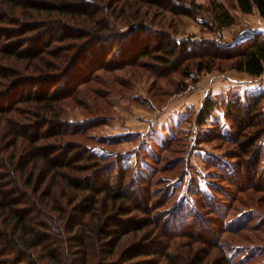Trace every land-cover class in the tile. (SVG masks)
I'll return each mask as SVG.
<instances>
[{"label":"trees","instance_id":"obj_1","mask_svg":"<svg viewBox=\"0 0 264 264\" xmlns=\"http://www.w3.org/2000/svg\"><path fill=\"white\" fill-rule=\"evenodd\" d=\"M133 1L173 9V0H0V74L5 78L0 80V264H164L165 260L168 264H237L218 239L213 241L215 233L207 230L205 217L194 221L201 212L197 201L196 208L186 209L183 199L177 198L180 204L171 212H155L152 198L156 191H152V182L147 183L158 166L144 175L125 163L117 170L111 153L95 149L96 142L86 139L83 128L66 124L63 101L78 97L81 85L99 76V68L110 70L108 54L116 51L114 46L122 35L110 17L125 15ZM235 1L241 11L257 10L264 16V0ZM177 6L178 12L190 13L191 5L185 1ZM213 7V24L217 27L235 22L223 3L215 2ZM166 36L160 43L143 47L137 42L135 46L141 47L140 57L152 56L155 50L161 52L158 59L164 62L165 73L178 69L179 54L193 60L188 64L189 73L191 67L198 73L220 67L216 60L222 54L232 59L231 68L254 76L264 73V37H254L233 48L232 53L216 41L197 44L196 40ZM205 59L211 63H205ZM72 68L88 71L74 78L68 76ZM102 79L100 84L108 83V79ZM23 105L29 106L25 109L30 115L25 118L28 121L13 118L15 125L7 140L6 130L1 128L2 116L20 111ZM263 105L264 92L244 99L236 96L226 104L243 151L238 162L241 170L236 166L226 173L234 192L246 190L235 181L237 176L249 179L246 187L264 192V173L260 170L264 155ZM215 106L214 100L207 101L198 122L204 123ZM118 158L123 161V157ZM248 158H256L253 166L251 161L247 165ZM114 171L116 182L112 180ZM257 179L260 184L255 187ZM171 188L177 189L174 181L164 189L165 199ZM237 198H223L229 211ZM203 204V209L224 215L221 204ZM248 216H238L236 225L228 229L236 232L255 226ZM224 224L222 219L220 225ZM140 231H145L144 238L127 242L130 233L137 234V239ZM168 236L180 238L177 242L182 243V249L174 253L167 250L172 244ZM200 244L205 247L200 248ZM248 255L251 257L241 264L255 256L253 250ZM256 264H264V258Z\"/></svg>","mask_w":264,"mask_h":264},{"label":"rangeland","instance_id":"obj_2","mask_svg":"<svg viewBox=\"0 0 264 264\" xmlns=\"http://www.w3.org/2000/svg\"><path fill=\"white\" fill-rule=\"evenodd\" d=\"M181 1L191 5L190 13L178 12L180 7L177 3L180 4ZM172 2L173 9L133 1L131 10L129 7L130 11L125 15H111L110 18L122 35L114 46L116 51L108 54L110 70L99 68V76L95 77L96 80L82 84L78 97H67L63 101L67 114L66 124L83 128L85 134L87 133L86 139L90 143L96 142L95 149L102 153H111L110 158L116 162L117 170L120 164L123 167L122 164L125 163L138 174L144 175L152 167L158 166L152 181L147 183L151 185L152 182V191H156L152 198L155 212H171L180 204L177 198L183 199L179 200L184 202L186 209L187 206L193 207L194 201H197L201 212H197L198 217H194V221H201L202 215L205 217L207 230L215 233L213 241L218 239L219 245L231 255L235 263L241 264L248 260L251 257L248 254L253 250L255 256L247 264H256L264 258V192L246 187L250 184L247 183L249 179L241 176H237L235 181H239V186H245L244 192H234L233 183H227L226 173L229 170L236 166L241 170L238 162L241 163L243 151L239 149L238 144L242 142L237 141L239 132L232 125L233 119L229 116L226 104L236 96L244 99L246 96L263 93L264 73L254 76L231 68L232 59L227 60L224 54L221 59L216 60L220 67L200 73L191 67L189 73L188 64L193 60L184 58L179 53L178 69L165 73L163 71L167 69L161 65L164 62L158 59L161 52L153 50L152 56L140 57L138 52L141 47L135 46L137 42L143 47L160 43L163 38H168V33L175 40H196L197 44L216 41L228 46L233 53V48L238 49L242 43L249 42L254 37L256 39L261 36L263 39L264 16L257 10L251 13L241 11L235 0ZM215 2L223 3L233 15L235 22L232 25L219 28L213 24ZM144 27L140 31L139 28ZM258 31L262 32L260 36ZM217 53L220 54L219 51ZM204 62L211 63L209 59ZM86 71L88 69L81 72L72 68L68 76H84ZM102 78L108 79V83L100 84L104 80ZM0 80H5L1 74ZM9 80L11 79L8 78L7 82ZM92 88L95 91L98 88L103 90L94 92ZM209 100H214L216 106L212 112L206 114V120L201 124L198 119L204 114L203 106ZM28 107L23 105L20 111L2 116L1 128L6 130L5 139H10V131L15 125L13 118L21 121L24 119V123L28 121L25 119L30 116L25 112ZM262 108L264 110V105ZM20 126L19 124L18 127ZM171 137L175 139L169 145L161 147ZM117 155L123 157L122 162H119ZM255 159L248 158L247 165L251 161L253 166ZM261 159L260 170L263 174L264 155ZM115 172L112 175L113 182L117 179ZM251 173H254L253 170ZM258 179L253 182L255 187L257 183L260 184ZM173 181L177 189H169L168 198L165 199L164 189L166 186L170 187ZM135 186H139V182ZM135 186L132 187L135 189ZM206 194L213 196V199L209 200ZM232 196H238V200L232 203L235 205L229 211L228 203H224L226 201L223 198ZM206 201L216 206L221 204L220 212L224 215L203 209ZM194 208L196 207L192 209ZM247 215H250V222L255 226L236 232L228 229L230 225H236L238 216ZM222 219L225 224L221 226ZM146 230L148 231L147 228ZM190 231L196 230L190 228ZM144 232H138L137 239V234L130 233L127 242L144 238ZM169 239L172 244L167 250L174 253L182 249V243L179 245L177 242L180 238ZM183 244H186V238L183 239ZM199 247L204 248L205 245L200 244ZM164 264L168 262L165 260Z\"/></svg>","mask_w":264,"mask_h":264}]
</instances>
